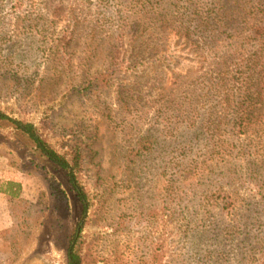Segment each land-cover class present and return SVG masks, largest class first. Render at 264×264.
<instances>
[{
  "label": "rangeland",
  "instance_id": "rangeland-1",
  "mask_svg": "<svg viewBox=\"0 0 264 264\" xmlns=\"http://www.w3.org/2000/svg\"><path fill=\"white\" fill-rule=\"evenodd\" d=\"M160 1L0 0V111L79 150L87 199L83 215L66 171L2 122L0 188L21 191L0 192V264H68L74 229L83 264L260 263L264 84L238 134L222 73L264 56V0Z\"/></svg>",
  "mask_w": 264,
  "mask_h": 264
},
{
  "label": "trees",
  "instance_id": "trees-1",
  "mask_svg": "<svg viewBox=\"0 0 264 264\" xmlns=\"http://www.w3.org/2000/svg\"><path fill=\"white\" fill-rule=\"evenodd\" d=\"M161 3H166L165 0H161ZM179 8L178 5H175ZM235 10V9H234ZM237 10V9H236ZM217 28L219 27H232L234 23V16H230L227 13L215 14ZM226 20H225V19ZM200 23L197 28L200 32L208 28V24L211 21V16L208 14L205 18L199 17ZM225 24V25H224ZM250 25V33L260 46V52L264 51V18L259 20V23L248 24ZM184 38L192 39V32L189 29H181ZM193 41V40H192ZM212 44H217L216 38L210 37ZM200 45V43H198ZM264 56L255 57L253 59L244 60L237 65L234 71L229 72L225 70L224 75H227L229 80L234 82L235 89L239 97H241V102L238 104V112L235 117L238 119L236 128L239 129L238 134H242L245 128L249 127L254 115V104L253 102L260 98V86L264 84V62L254 68L252 61L257 58V60L262 59ZM2 122L10 123L16 131L27 136V138L33 143L34 148L40 152L43 156L47 157L55 165L65 170L68 177V182L77 192L79 199L83 205V215L87 212V199L86 193L82 185L77 180V171L81 166L82 157L79 150L75 147H70L68 154L72 157L70 162L66 159L64 155L57 153L50 145L40 136L36 127L32 123H26L19 120L12 119L6 114L0 111V124ZM150 144H142L141 149L147 151L150 149ZM21 191V185L15 182H6L0 192L7 196L9 200L16 199L19 197ZM81 229H74L69 244L66 248V257L68 264H83L82 257L80 254V248L78 247L79 233ZM259 264H264V249L261 255V261Z\"/></svg>",
  "mask_w": 264,
  "mask_h": 264
}]
</instances>
